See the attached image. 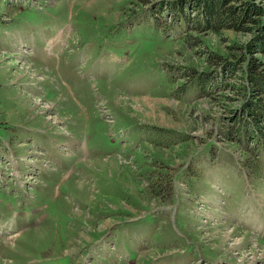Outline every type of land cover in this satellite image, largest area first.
<instances>
[{
    "label": "rangeland",
    "instance_id": "1",
    "mask_svg": "<svg viewBox=\"0 0 264 264\" xmlns=\"http://www.w3.org/2000/svg\"><path fill=\"white\" fill-rule=\"evenodd\" d=\"M178 2L1 1L0 264H264L263 139L223 134L241 34Z\"/></svg>",
    "mask_w": 264,
    "mask_h": 264
},
{
    "label": "trees",
    "instance_id": "2",
    "mask_svg": "<svg viewBox=\"0 0 264 264\" xmlns=\"http://www.w3.org/2000/svg\"><path fill=\"white\" fill-rule=\"evenodd\" d=\"M182 2L180 0L176 4L180 10L185 5ZM187 4L195 12L194 17L186 18L193 29H207L223 39L227 38L225 30H235L241 34L231 39L228 52L237 56L234 64L237 63L238 67H234V70H241V83L234 84V88L239 95L245 96L233 97L240 98L241 105L235 108L232 117L229 116L223 129L224 139L241 143L242 139L253 141L262 138L264 143V0H187ZM198 40L208 44L205 37L199 34L190 33L185 38V42L191 45ZM221 54L220 51L211 50L210 56L212 59ZM244 124L248 133L245 131L243 134ZM165 164V160L157 161L149 165L146 172L139 174V178H148L146 181L151 183V195L154 197L159 194L158 186L167 182Z\"/></svg>",
    "mask_w": 264,
    "mask_h": 264
},
{
    "label": "crops",
    "instance_id": "3",
    "mask_svg": "<svg viewBox=\"0 0 264 264\" xmlns=\"http://www.w3.org/2000/svg\"><path fill=\"white\" fill-rule=\"evenodd\" d=\"M65 141L69 144H77V141L75 139H73L72 136H70V135L69 136L66 135ZM82 142H83L82 140L78 141V143H80V144H82Z\"/></svg>",
    "mask_w": 264,
    "mask_h": 264
}]
</instances>
